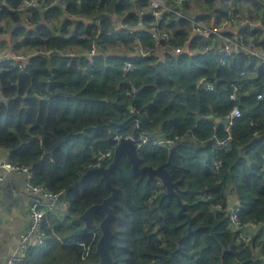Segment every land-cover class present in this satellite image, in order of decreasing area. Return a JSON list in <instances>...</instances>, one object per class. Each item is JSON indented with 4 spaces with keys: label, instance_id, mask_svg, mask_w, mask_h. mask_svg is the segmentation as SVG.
I'll return each mask as SVG.
<instances>
[{
    "label": "trees",
    "instance_id": "obj_1",
    "mask_svg": "<svg viewBox=\"0 0 264 264\" xmlns=\"http://www.w3.org/2000/svg\"><path fill=\"white\" fill-rule=\"evenodd\" d=\"M25 1L0 0V35L16 26L12 36L19 37L18 48L54 52L38 53L22 68L0 65L12 113L10 119L0 120V155L6 152L4 160L31 167L34 184L54 193L65 191L71 203L63 215L50 214L53 229L44 224L46 243L30 249V264L98 261V238L83 256L79 243H89L91 234L79 216L110 191L102 175L89 170L97 150L114 146L112 134H128L137 121L150 135L188 133L176 144L168 170L198 231L186 236L189 222L179 215L176 197L166 196L164 186L155 194L156 180L148 182L147 176L135 174L124 155L120 170L111 175L113 186L120 189L111 219L114 264H264L261 236L254 233L250 242L238 241L229 211H212L216 203L238 207L242 224L262 230L264 148L254 133H264V62L240 52L221 65L217 51L203 52V39L191 37V23L171 14L159 26L172 31V45L191 40L189 50L138 59L135 71L124 75V62L137 40L118 26L122 21L138 23L137 9L149 7L148 0H64L60 5L38 0L31 11L20 10ZM238 3L244 14L264 24V0H187L181 7L218 22ZM86 17L95 24H77ZM144 21L156 19L148 14ZM245 35L264 47L263 27L248 28ZM94 42L100 56L92 61L86 53ZM141 42L154 46L148 33ZM250 70L255 74H239ZM206 83L215 91L205 90ZM234 84L240 87L242 117L233 129V148L219 153L222 164L216 170L210 140L213 122L220 120L222 132V121L236 104L229 98ZM9 112L8 104L0 105V117ZM140 157L141 165L159 166L169 152L144 145ZM201 194L209 195L208 200L198 199ZM105 215L98 211L95 225ZM204 226L213 227L214 234ZM54 252L59 254L52 256ZM64 252L74 255L66 260Z\"/></svg>",
    "mask_w": 264,
    "mask_h": 264
},
{
    "label": "built area",
    "instance_id": "obj_2",
    "mask_svg": "<svg viewBox=\"0 0 264 264\" xmlns=\"http://www.w3.org/2000/svg\"><path fill=\"white\" fill-rule=\"evenodd\" d=\"M64 0H53L54 2L62 3ZM149 7L137 9V14L140 16L138 23L136 24H125L124 21L120 23L118 28L125 30L128 36H133L136 38V42L131 46V50L126 57L124 62V75L132 73L135 71V62L138 59H142L152 55H159L162 58L166 53L180 54L184 52L189 46L191 40L182 45L176 46L170 43L172 38L171 30L165 26H159V22L164 19L165 16L174 14L184 20H187L192 25L191 37L197 36L198 38L203 39L204 44L202 46L203 52H213L217 51L220 55L221 65L227 63L228 60L234 57L235 53L239 54L242 52L252 59H258L264 62V47L256 44L248 36L245 35V31L250 29H255L257 27H263L264 24L260 19L251 17L249 14H244L241 8V3H238L236 6H232L230 10L226 13L229 15L223 17L220 21L216 20H207L200 17L198 14H191L181 7V5L187 0H148ZM233 3V2H232ZM38 4V0H26L22 6L19 8L23 11H31ZM2 6H0V11ZM152 15L156 19L155 22H150L149 24L145 23L144 17L147 15ZM215 18V17H213ZM82 21V20H81ZM87 24H95L94 21L88 20L85 21ZM145 33H148L154 41V46H145L141 42V38L144 37ZM84 36H82L83 38ZM103 40V39H102ZM158 49H161V54L158 53ZM53 49L47 50H34L33 52H24L21 50H14L12 52H6L0 47V65H11L16 68H22L25 62L32 56L42 53V54H52ZM72 55H76L75 52H71ZM78 54V53H77ZM87 56L94 61L100 56L97 44L92 43L91 50L86 53ZM240 75H254V71H242L239 72ZM234 89L231 91L229 96L230 100L236 102V104L229 110L228 114L222 121L223 131L220 132V120L213 122L214 132L210 138L211 140V151L214 154L212 160V167L219 170L222 164L219 159V153L224 151H230L233 148L234 136L233 129L236 122L242 117V110L238 102V92L239 85L234 84ZM4 87H7L4 82ZM204 89L210 92L215 91V87L211 83L204 84ZM8 92V91H7ZM134 93H138V89L134 90ZM11 98V96L9 95ZM262 95L258 94V98H261ZM11 101V100H10ZM133 108L130 109L132 111ZM11 114V108L10 112ZM7 116L0 117V120L6 121L10 119ZM140 124L138 121L135 124V131H129L128 134L122 135L117 133L112 136V141L114 146H110L106 149H100L96 152V159L93 167L101 166L105 161L111 159L114 156V149L118 142L123 138H131L137 144L138 149L144 145H153L164 151H170L178 142L182 139L188 137V133L184 135H175L173 137H166L161 134L150 135L146 132L141 131ZM254 135L256 139L259 140L260 145L264 148V133L255 132ZM195 137V136H193ZM261 147V148H262ZM252 152H256L255 147H252ZM0 156V166H2L6 173L8 174H24L26 176V188L34 196L37 195L41 199L34 200L27 209V215L31 218L29 227H27L23 232L20 233L18 237L17 245L13 253L5 260L3 264H30L28 259L29 251L32 247L41 246L46 243L47 236L44 230V224H47V227L53 229V219L50 214L56 211L59 205L65 206L66 208L71 204L70 200L66 198V192L60 191L57 193L51 192L48 188L41 185L34 184V173L29 166L15 164L8 159H1ZM3 176L0 177V182L3 180ZM156 184L158 189L154 192L155 194H160V188L163 186L160 179H156ZM60 194H64V198L59 204H56V201ZM201 198H209L207 194H201ZM214 208L217 211H229L231 222L233 223L238 230L239 236L238 241L250 242L252 239L241 238L240 233L241 229L249 230V226L242 224L239 219L240 208L238 207H225L221 203H216ZM261 233L264 239V222L262 223ZM99 225L92 226L88 233L91 234V239L89 243L80 242L79 244L83 247V256L85 257L88 253L91 252L93 242H96L99 235ZM55 234V233H54ZM96 246V245H95ZM2 264V263H0Z\"/></svg>",
    "mask_w": 264,
    "mask_h": 264
},
{
    "label": "water",
    "instance_id": "obj_3",
    "mask_svg": "<svg viewBox=\"0 0 264 264\" xmlns=\"http://www.w3.org/2000/svg\"><path fill=\"white\" fill-rule=\"evenodd\" d=\"M186 50H189L187 46ZM174 146L169 152V158L166 162H163L159 166L152 165H141V150L138 149L137 144L131 138L123 137L114 149V158L107 165H101L91 168L89 171L99 172L102 175V180L105 182L106 188L110 191V195L103 200V202L98 204H93L88 207L80 216L79 220L84 222L86 229H90L96 224V213L100 210L105 212V217L99 221V228L101 231L100 236L96 242V254L98 256V261L87 264H114V260L111 254V246L113 241V230L111 228V219L115 216V211L113 205L115 204V199L117 198L120 189L113 186L112 184V172L114 170H120V159L122 156H126L132 164V171L137 175H147L148 181L155 180L156 178L162 181L165 187L166 196L176 197L178 203L180 204L179 215L186 216L189 222L188 231L186 236L195 233L196 229L193 228L192 219L188 213L185 212V203L181 200L179 195L178 182L172 179V176L168 170V166L171 164V157L175 150ZM4 181L0 182V208L4 204L2 200L3 196L1 191L6 189ZM64 198V194H60L56 204H59ZM41 199L39 196L35 195V200ZM1 213V217H2ZM204 228H210L211 234H214V228L211 226H204ZM198 230V229H197Z\"/></svg>",
    "mask_w": 264,
    "mask_h": 264
},
{
    "label": "crops",
    "instance_id": "obj_4",
    "mask_svg": "<svg viewBox=\"0 0 264 264\" xmlns=\"http://www.w3.org/2000/svg\"><path fill=\"white\" fill-rule=\"evenodd\" d=\"M54 3L60 5L59 2ZM76 22L77 24L83 23L81 20ZM16 28L15 26L5 37L0 35V47L6 52L18 49L13 43L17 37L13 38L12 36ZM10 100L11 98L4 87V77L0 74V105L8 104L10 110ZM5 116H7L6 118L11 117L12 113ZM5 154L7 153L3 152L0 155L1 159L5 158ZM2 176L4 178L2 181L6 184V189L1 191L4 204L0 208V263L3 264L13 253L20 233L29 227L31 218L27 215V209L35 200V196L26 188V176L24 174H7L5 169L0 166V177ZM64 208L59 205L56 212L63 215L65 213Z\"/></svg>",
    "mask_w": 264,
    "mask_h": 264
},
{
    "label": "rangeland",
    "instance_id": "obj_5",
    "mask_svg": "<svg viewBox=\"0 0 264 264\" xmlns=\"http://www.w3.org/2000/svg\"><path fill=\"white\" fill-rule=\"evenodd\" d=\"M77 20H82V22H85V21H88V20H92V18H90V17H86V18H83V19H77ZM93 21V20H92ZM6 35H8V33H4V34H2V36L3 37H5ZM18 38V37H17ZM15 39V41L13 42L14 44L15 43H17V44H20L19 42H21V41H19V39ZM16 45V44H15ZM19 50H21V51H24V52H29V51H26L27 49L25 48V47H19L18 48ZM158 53L159 54H161L162 52H161V49H158ZM134 128H135V126H134ZM130 131H135V130H130ZM112 136H113V134H112ZM112 136H111V138H112ZM176 146V145H175ZM98 151V150H97ZM100 151H102V149H100ZM168 152H170V151H168ZM94 155H95V158H94V160L96 159V154L94 153ZM95 163V162H94ZM157 195H159V194H157ZM197 198L198 199H200L201 197L199 196H197ZM203 198H201L200 200H202ZM207 200H208V198H207ZM65 207V206H64ZM57 211V210H56ZM212 211H217V209H215V208H213V210ZM186 212V211H185ZM240 230L239 228H236V230ZM242 231V233H240V236L241 235H243V236H241V238L243 239V238H245V239H248V238H251L252 239V237H253V235H254V233H257V234H259L260 236H261V239H263V235H262V233L260 232V228H258V229H256V231H254L253 230V228H249V230L248 231H246L245 229L243 230V228L241 229ZM54 231V230H53ZM264 240V239H263ZM37 247V246H36ZM59 250V248H56V250L55 251H58ZM56 254H59V253H57V252H54V253H52V256L53 255H56ZM48 255H50V254H48ZM74 255V253L73 254H67L66 252H64L63 253V255H62V257L64 258V259H66V260H68L66 257L67 256H70V257H72ZM69 257V258H70Z\"/></svg>",
    "mask_w": 264,
    "mask_h": 264
},
{
    "label": "flooded vegetation",
    "instance_id": "obj_6",
    "mask_svg": "<svg viewBox=\"0 0 264 264\" xmlns=\"http://www.w3.org/2000/svg\"><path fill=\"white\" fill-rule=\"evenodd\" d=\"M113 158H114V157H112L111 159L105 161L103 165H107L108 162L110 163V162L113 160ZM141 176H142V175H141ZM145 176H147V175H145ZM101 179H102V178H101ZM156 179H157V178H156ZM156 179H155V180H156ZM102 181H103V180H102ZM147 181H148V176H147ZM152 181H154V180H152ZM103 182H104V181H103ZM148 182H149V181H148ZM104 183H105V182H104ZM105 199H106V198H105ZM102 202H103V201H102ZM103 212H104V211H103ZM185 217H186V216H185ZM186 218H187V217H186ZM187 221H188V220H187ZM188 225H189V224H188ZM192 225H193V223H192ZM194 229H195V228H194ZM196 231H198V230L196 229ZM196 231H195V232H196Z\"/></svg>",
    "mask_w": 264,
    "mask_h": 264
}]
</instances>
